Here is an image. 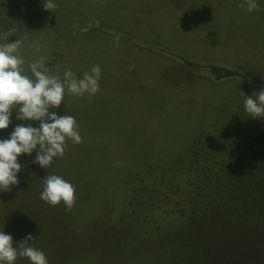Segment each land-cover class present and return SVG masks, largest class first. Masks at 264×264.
I'll use <instances>...</instances> for the list:
<instances>
[{"label": "rangeland", "instance_id": "374dc122", "mask_svg": "<svg viewBox=\"0 0 264 264\" xmlns=\"http://www.w3.org/2000/svg\"><path fill=\"white\" fill-rule=\"evenodd\" d=\"M44 2L0 0V45L23 42L29 76L40 56L62 79L99 65L100 90L52 109L82 142L46 169L18 158L0 231L49 264H264V117L244 107L264 88V0ZM11 120L0 139L26 123ZM48 174L75 186L71 211L41 200Z\"/></svg>", "mask_w": 264, "mask_h": 264}, {"label": "clouds", "instance_id": "9594fccd", "mask_svg": "<svg viewBox=\"0 0 264 264\" xmlns=\"http://www.w3.org/2000/svg\"><path fill=\"white\" fill-rule=\"evenodd\" d=\"M43 7L52 11L56 4L45 0ZM240 7H246L249 13L259 11L256 0H245ZM22 44L18 39L0 45V130L9 128L14 110L16 119L26 122L17 124L7 139H0V192H9L11 186L19 184L18 173L23 167L18 162L21 155L31 156L35 151L32 163L46 169L55 158L64 156L67 140L75 144L82 142L75 117L60 115L52 109L60 108L66 92L83 97L86 93L94 96L100 90L99 65H93L90 72L79 78L68 69L62 79L50 74L47 57L40 56L28 65L32 75L25 74V59L17 54ZM34 47L40 51L41 45L36 43ZM254 94L255 98L245 96L244 107L250 117L256 119L264 117V88ZM33 122H39L38 126ZM43 185L41 200L53 207L63 202L65 211H71L77 200L76 188L71 182L48 174L43 178ZM35 240L28 234L23 243H14L10 234L0 231V264H15L18 258H28L31 264H49L45 253L28 242Z\"/></svg>", "mask_w": 264, "mask_h": 264}, {"label": "crops", "instance_id": "0c3cea01", "mask_svg": "<svg viewBox=\"0 0 264 264\" xmlns=\"http://www.w3.org/2000/svg\"><path fill=\"white\" fill-rule=\"evenodd\" d=\"M208 22H210V20L208 21ZM208 22H207V24H203V25H208ZM230 33H232L231 31H228V32H223V31H221L220 30V33L218 32V33H216V34H219V35H215V34H213V35H209L207 32H202L201 34H202V37H210V38H213V41H217L221 36H220V34L221 35H227V36H229L230 37ZM204 47H207V45H203ZM214 47V46H213ZM234 57V56H233ZM236 57H234V59H235ZM226 60V59H225Z\"/></svg>", "mask_w": 264, "mask_h": 264}, {"label": "trees", "instance_id": "16d2710c", "mask_svg": "<svg viewBox=\"0 0 264 264\" xmlns=\"http://www.w3.org/2000/svg\"><path fill=\"white\" fill-rule=\"evenodd\" d=\"M231 76V74H227L225 77Z\"/></svg>", "mask_w": 264, "mask_h": 264}]
</instances>
